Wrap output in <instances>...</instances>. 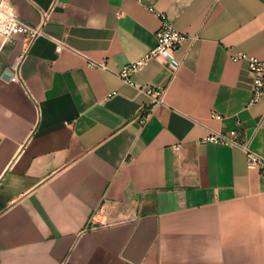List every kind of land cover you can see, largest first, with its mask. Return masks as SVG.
Instances as JSON below:
<instances>
[{
	"label": "crops",
	"instance_id": "crops-1",
	"mask_svg": "<svg viewBox=\"0 0 264 264\" xmlns=\"http://www.w3.org/2000/svg\"><path fill=\"white\" fill-rule=\"evenodd\" d=\"M10 2L49 15L29 45L0 37V264H264L244 148L264 157V98L230 55L264 59V0ZM156 12L195 38L176 72L156 57L134 76L165 89L154 105L116 72L155 47ZM231 130L238 144L202 141Z\"/></svg>",
	"mask_w": 264,
	"mask_h": 264
},
{
	"label": "built area",
	"instance_id": "built-area-1",
	"mask_svg": "<svg viewBox=\"0 0 264 264\" xmlns=\"http://www.w3.org/2000/svg\"><path fill=\"white\" fill-rule=\"evenodd\" d=\"M135 1L141 2V0ZM7 8L11 9V13L7 11ZM0 14H2V18H0V29H3V32H0V37H2V39L6 41L14 38L15 36L21 35L24 37V40L28 45L33 43L38 37L45 33V26L47 24V18L49 15V13H45L44 20H42L38 25H30L20 18L10 0H6V8L0 9ZM156 16L160 19L161 26L156 32L157 43L155 47L147 52V54H145V56H143L142 58L126 64L116 72L117 76L125 83L136 86L141 91L149 94L154 105L164 102L165 89L157 88L149 84L138 85L134 80V76L152 58L156 57H164L174 67V72H176L181 65V61L175 58V52L188 40L195 38L189 34L177 30L167 14L163 12H156ZM173 34L177 36V40L171 39ZM63 48L64 44L60 41H57V51L61 52ZM169 50L172 53V58H169L168 56ZM230 55L232 61L234 62H247L248 71L252 80V96L250 99V104H256L260 102L264 98V59L244 52H231ZM89 65L105 69L107 68L104 62H90ZM11 80L16 81V77H11ZM150 110L151 108L145 109L139 113L141 122H145L150 113ZM213 116L218 119L221 118V116L216 113H214ZM237 136V130H231L229 132L210 131L202 139V141L205 143L224 145L238 144ZM244 148L246 151L248 167L258 168L264 182V157L251 151L247 145H245Z\"/></svg>",
	"mask_w": 264,
	"mask_h": 264
},
{
	"label": "clouds",
	"instance_id": "clouds-1",
	"mask_svg": "<svg viewBox=\"0 0 264 264\" xmlns=\"http://www.w3.org/2000/svg\"><path fill=\"white\" fill-rule=\"evenodd\" d=\"M4 8H6V0H0V9H4ZM7 11L9 13H11V9L10 8H7ZM0 18H2V14H0ZM0 32H3V29H0ZM171 39L172 40H177L178 38H177V36L175 34H173ZM168 56H169V58H172V53H171L170 50L168 52Z\"/></svg>",
	"mask_w": 264,
	"mask_h": 264
},
{
	"label": "water",
	"instance_id": "water-1",
	"mask_svg": "<svg viewBox=\"0 0 264 264\" xmlns=\"http://www.w3.org/2000/svg\"><path fill=\"white\" fill-rule=\"evenodd\" d=\"M11 75H12V72L10 70H7L4 72L3 78L4 79H10Z\"/></svg>",
	"mask_w": 264,
	"mask_h": 264
}]
</instances>
